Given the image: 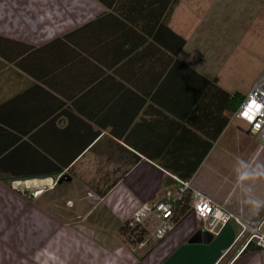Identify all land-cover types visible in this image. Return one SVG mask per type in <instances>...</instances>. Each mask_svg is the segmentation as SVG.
Here are the masks:
<instances>
[{
	"label": "crops",
	"instance_id": "crops-1",
	"mask_svg": "<svg viewBox=\"0 0 264 264\" xmlns=\"http://www.w3.org/2000/svg\"><path fill=\"white\" fill-rule=\"evenodd\" d=\"M229 4L0 0V264H264L256 238L244 250L264 235V210L244 204L249 190L264 198V180L239 179L264 163V144L233 112L210 145L227 109L184 67L249 92L258 78L238 91L210 67L211 25ZM56 168L70 180L35 198L20 191ZM188 174L233 217L213 234L190 211L149 247L130 245L125 221ZM87 183L112 186L94 200Z\"/></svg>",
	"mask_w": 264,
	"mask_h": 264
},
{
	"label": "built area",
	"instance_id": "built-area-1",
	"mask_svg": "<svg viewBox=\"0 0 264 264\" xmlns=\"http://www.w3.org/2000/svg\"><path fill=\"white\" fill-rule=\"evenodd\" d=\"M234 117L244 121L249 126V131L257 135L264 144V73L253 83L235 111ZM249 117H254V119H249ZM59 177H51L42 187L54 186ZM173 179L175 184L165 191L159 201L152 204L142 203L125 221L126 232L123 238L136 249H144L166 235L174 225L173 215L176 203L185 193L190 194L191 211L199 219L203 230L216 234L219 228L233 217V214L222 205L194 189L190 181H183L176 176ZM39 187L31 192L33 196L42 191ZM88 196L94 200L98 199V196L91 192H88ZM243 227L246 229V226L243 225ZM253 238L257 239V245L264 247V235H258L257 232L249 236L246 245Z\"/></svg>",
	"mask_w": 264,
	"mask_h": 264
},
{
	"label": "rangeland",
	"instance_id": "rangeland-1",
	"mask_svg": "<svg viewBox=\"0 0 264 264\" xmlns=\"http://www.w3.org/2000/svg\"><path fill=\"white\" fill-rule=\"evenodd\" d=\"M246 1H249L247 7L244 4ZM262 3L264 0H230V4L222 8L224 24L211 25L217 30L218 36L217 45L213 48L214 58L217 61L210 67H217L219 79L231 83L238 91L246 89L253 80L264 73V4ZM42 185L44 183L37 184L42 191L57 186V184L52 187L48 185L42 187ZM19 188L21 192L33 197L31 192L35 187L23 185ZM56 204L53 207H56ZM63 205H67L65 201L58 200L57 207Z\"/></svg>",
	"mask_w": 264,
	"mask_h": 264
},
{
	"label": "trees",
	"instance_id": "trees-1",
	"mask_svg": "<svg viewBox=\"0 0 264 264\" xmlns=\"http://www.w3.org/2000/svg\"><path fill=\"white\" fill-rule=\"evenodd\" d=\"M177 0H170V13L172 12L174 6L176 5ZM166 25V24H165ZM183 39L179 38V47L181 48L183 46ZM179 65L183 66L182 63L178 62ZM184 67L187 69L188 73H192L194 74L196 77L202 79L204 82L207 83V91L211 90L212 92L215 90L218 98H219V102L223 99V107L227 109V113L226 115H219V126L217 128V133L212 135L210 138V145L212 144V142L217 138V136L220 134L221 130L224 128V126L227 124V122L230 119V115L237 110L238 106L240 105V101L243 100V98H241V96L238 93H230L226 90H224L223 88H221L220 86H218L216 84V78H212V79H207L204 76L200 75L199 73H197V71H195L193 68L189 67L188 65H184ZM210 85V86H209ZM62 168H56V169H50V170H46L44 172V174H50L52 175L54 178L57 176H60V178L62 177H66L67 175L65 174V172H62ZM126 169H123V173L125 172ZM50 172V173H49ZM28 175V174H27ZM32 176V175H30ZM38 176V175H37ZM190 174L188 175H181V177H178L179 179L185 181L188 180ZM2 177V176H1ZM68 177V176H67ZM4 178V177H3ZM16 178V177H13ZM58 179V180H59ZM59 183L57 182V185ZM87 187L92 190L96 196H102L104 195L108 189L112 186V184H94V183H87L86 184ZM190 201V194L189 193H185L181 199H179L176 203V207H175V211H174V215H173V220H174V224H176L181 218H183L185 216V214L188 212H190V208L188 206ZM126 232V224L124 223L121 227V233L122 235H124V233ZM257 246H253L251 242H249L246 247L244 248V250L246 249H251Z\"/></svg>",
	"mask_w": 264,
	"mask_h": 264
},
{
	"label": "clouds",
	"instance_id": "clouds-1",
	"mask_svg": "<svg viewBox=\"0 0 264 264\" xmlns=\"http://www.w3.org/2000/svg\"><path fill=\"white\" fill-rule=\"evenodd\" d=\"M242 181L257 182L264 180V163L248 167L239 177ZM244 204L253 212L259 213L264 210V198L251 194V191L245 193Z\"/></svg>",
	"mask_w": 264,
	"mask_h": 264
},
{
	"label": "water",
	"instance_id": "water-1",
	"mask_svg": "<svg viewBox=\"0 0 264 264\" xmlns=\"http://www.w3.org/2000/svg\"><path fill=\"white\" fill-rule=\"evenodd\" d=\"M65 180H70V178L69 177H62V178H60L59 180H58V183H62L63 181H65Z\"/></svg>",
	"mask_w": 264,
	"mask_h": 264
},
{
	"label": "snow or ice",
	"instance_id": "snow-or-ice-1",
	"mask_svg": "<svg viewBox=\"0 0 264 264\" xmlns=\"http://www.w3.org/2000/svg\"><path fill=\"white\" fill-rule=\"evenodd\" d=\"M246 115H247V113H246ZM249 119H254V117H249Z\"/></svg>",
	"mask_w": 264,
	"mask_h": 264
}]
</instances>
